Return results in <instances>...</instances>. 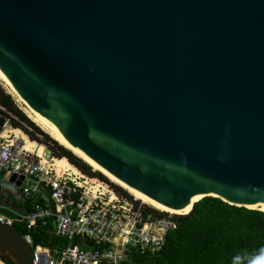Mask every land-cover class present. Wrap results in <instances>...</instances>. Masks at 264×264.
<instances>
[{
  "label": "water",
  "instance_id": "obj_1",
  "mask_svg": "<svg viewBox=\"0 0 264 264\" xmlns=\"http://www.w3.org/2000/svg\"><path fill=\"white\" fill-rule=\"evenodd\" d=\"M0 78L158 204L264 210V0H0ZM23 180L0 173L2 216ZM0 259L33 264L3 222Z\"/></svg>",
  "mask_w": 264,
  "mask_h": 264
},
{
  "label": "built area",
  "instance_id": "obj_2",
  "mask_svg": "<svg viewBox=\"0 0 264 264\" xmlns=\"http://www.w3.org/2000/svg\"><path fill=\"white\" fill-rule=\"evenodd\" d=\"M1 111L0 106L4 116ZM0 173L24 176L18 187L24 209L11 219L0 214V222L24 225L22 237L32 248L33 264H156L135 257L156 256L166 234L178 226L175 215L154 214L134 197L90 184L80 171L76 175L64 169L58 175L52 156L44 161L37 149H25L11 130L0 133ZM48 227L67 241L65 246L51 250L32 244L31 233ZM0 264L5 263L0 259Z\"/></svg>",
  "mask_w": 264,
  "mask_h": 264
},
{
  "label": "trees",
  "instance_id": "obj_3",
  "mask_svg": "<svg viewBox=\"0 0 264 264\" xmlns=\"http://www.w3.org/2000/svg\"><path fill=\"white\" fill-rule=\"evenodd\" d=\"M0 106L5 109V112H1L9 118L13 128L22 129L29 140L47 147L52 157L65 158L86 176L105 180L98 172L92 171V167L34 125L1 88ZM112 188L128 196L121 189L115 186ZM147 209L154 214H162L151 207ZM174 217L178 222L177 229L166 234L165 244L159 253L152 257L137 256L135 261L156 264H264V212L205 197L195 203L188 214ZM14 228L20 235L26 234L24 225L20 223H15ZM31 240L34 246L41 245L51 250L67 243L65 239L53 235L50 227L31 233ZM4 263L14 264L11 261Z\"/></svg>",
  "mask_w": 264,
  "mask_h": 264
},
{
  "label": "bare ground",
  "instance_id": "obj_4",
  "mask_svg": "<svg viewBox=\"0 0 264 264\" xmlns=\"http://www.w3.org/2000/svg\"><path fill=\"white\" fill-rule=\"evenodd\" d=\"M0 81H2L5 84V86L7 87L8 91L11 95H13L19 102L22 103V105L24 106V113L36 126H38L43 132H45L47 135H49L59 145H61L62 147H64L68 151H70L74 156H76L79 159H81L82 161H84L86 164H88L93 169L98 170V171L102 172L103 174H105V176L108 177L113 183L122 187L130 195H132L135 199H137V200L141 201L142 203L147 204V205H149V206H151V207H153L159 211H162V212H166V213L173 214V215H184V214H187L190 212L192 204L200 198V197H195L192 199V201L189 205H187L183 209L174 211L170 208H166V207L158 204L157 202L153 201L152 199L148 198L147 196L143 195L142 193L128 187L127 185H125L124 183H122L121 181L117 180L112 175H110L109 173L104 171L102 168H100L94 162H92L91 160H89L88 158H86L85 156L80 154L79 152H77L45 119H43L38 113L33 111L17 94H15L10 89V87L1 78H0ZM3 133L5 134V132H3ZM13 133L22 135L24 140L20 136L19 137L23 141V147L25 149L32 150L33 148H31V149H29V148L37 145L35 143L30 142L25 135L20 133L19 130H14ZM37 147L39 148V153L40 154L43 153L44 148L42 146H37ZM53 161H54L55 171L58 175H60L64 169H67L69 171L72 170L71 172H73L76 175L79 174V171L77 169H75L74 167H72L68 163V161L64 158L59 159V160L56 159ZM88 182L92 185L100 187L99 183L96 182L95 179L89 178ZM252 209H256V208H252ZM259 210L264 212V210H261V209H259Z\"/></svg>",
  "mask_w": 264,
  "mask_h": 264
},
{
  "label": "rangeland",
  "instance_id": "obj_5",
  "mask_svg": "<svg viewBox=\"0 0 264 264\" xmlns=\"http://www.w3.org/2000/svg\"><path fill=\"white\" fill-rule=\"evenodd\" d=\"M0 88L8 95H10L11 99L13 100V102L15 103L16 107L26 116V114L24 113V106L22 105L21 102H19L13 95H11L7 89V87L5 86V84L0 81ZM11 117V116H10ZM13 117V116H12ZM27 117V116H26ZM14 118V117H13ZM28 118V117H27ZM16 119V118H14ZM29 119V118H28ZM9 120V119H8ZM30 120V119H29ZM31 121V120H30ZM32 122V121H31ZM33 123V122H32ZM22 125H24L22 122H21ZM34 124V123H33ZM35 125V124H34ZM25 127H27L26 125H24ZM39 128V127H38ZM5 130H20V133H23V135H26L22 129L20 128H13V126L10 124V120L8 121V124L6 125V127L4 128ZM40 129V128H39ZM41 130V129H40ZM42 131V130H41ZM45 133V132H44ZM27 136V135H26ZM28 137V136H27ZM29 139V137H28ZM35 143H37L36 141H34ZM57 143V142H56ZM40 144V143H38ZM58 144V143H57ZM42 145V144H40ZM45 149V158H48L51 156V151H49V149H47V147H45L44 145H42ZM35 147V146H33ZM33 147H30L29 149L33 148ZM71 153V152H70ZM92 171H95V172H98L102 177H104L105 180H101L100 178H97V177H89L90 179H95L96 182L99 183L100 186H103V187H107V188H112V186H115L119 189H121L123 192H125L128 196L130 197H133L132 195H130L126 190H124L122 187H120L119 185L113 183L108 177L105 176V174H103L102 172L98 171V170H95L93 168H91ZM31 182V179L30 178H26L25 179V184H29ZM114 189V188H113ZM16 204L18 205V207H22L23 206V202L22 201H18L16 202ZM147 205V204H145ZM149 206V205H147ZM151 207V206H149ZM153 208V207H151ZM155 209V208H153ZM157 210V209H155ZM159 211V210H157ZM161 212V211H160ZM165 213V212H164ZM173 215V214H172Z\"/></svg>",
  "mask_w": 264,
  "mask_h": 264
},
{
  "label": "crops",
  "instance_id": "obj_6",
  "mask_svg": "<svg viewBox=\"0 0 264 264\" xmlns=\"http://www.w3.org/2000/svg\"><path fill=\"white\" fill-rule=\"evenodd\" d=\"M13 131L14 130H11V133H13ZM20 131V130H19ZM14 134H16V133H14ZM23 134V133H22ZM17 136H20L22 139H23V137H22V135H19V134H16ZM26 136V135H25ZM27 137V136H26ZM28 138V137H27ZM24 140V139H23ZM29 140V139H28ZM30 142H32V143H35L34 141H31V140H29ZM35 144H37L35 147H33V149H37L38 150V153H39V148L37 147V146H42V145H40V144H38V143H35ZM43 147V146H42ZM44 148V147H43ZM40 154V153H39ZM41 155V157L44 159V160H46V158H45V149H44V151H43V153H41L40 154ZM51 157V156H50ZM53 158V160H56L57 158H54V157H52ZM65 159V158H64ZM57 160H59V159H57ZM54 162V161H53ZM70 164V163H69ZM71 165V164H70ZM72 166V165H71ZM72 167H74V166H72ZM75 168V167H74ZM76 169V168H75ZM72 171V170H71ZM1 201V200H0ZM2 202V201H1ZM22 202H23V206L22 207H18V205L16 204V202H12V204H11V207H10V209H11V211H12V213H14V212H18V211H21L22 209H24V207H25V202L22 200ZM0 210H1V208H0Z\"/></svg>",
  "mask_w": 264,
  "mask_h": 264
}]
</instances>
